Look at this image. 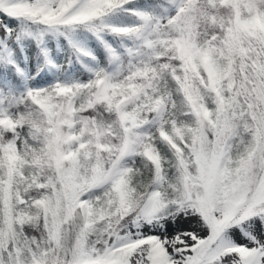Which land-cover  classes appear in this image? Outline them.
Listing matches in <instances>:
<instances>
[{
	"label": "snow or ice",
	"instance_id": "1",
	"mask_svg": "<svg viewBox=\"0 0 264 264\" xmlns=\"http://www.w3.org/2000/svg\"><path fill=\"white\" fill-rule=\"evenodd\" d=\"M0 264H264V0H0Z\"/></svg>",
	"mask_w": 264,
	"mask_h": 264
}]
</instances>
